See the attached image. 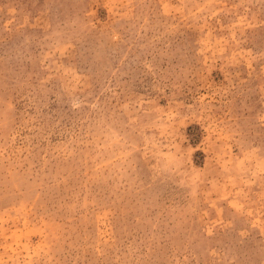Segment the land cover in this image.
<instances>
[{
  "label": "rangeland",
  "instance_id": "374dc122",
  "mask_svg": "<svg viewBox=\"0 0 264 264\" xmlns=\"http://www.w3.org/2000/svg\"><path fill=\"white\" fill-rule=\"evenodd\" d=\"M0 264H264V0H0Z\"/></svg>",
  "mask_w": 264,
  "mask_h": 264
}]
</instances>
